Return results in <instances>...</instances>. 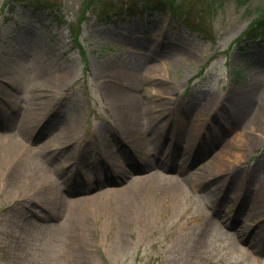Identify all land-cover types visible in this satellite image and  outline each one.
I'll return each instance as SVG.
<instances>
[{
  "label": "rangeland",
  "instance_id": "1",
  "mask_svg": "<svg viewBox=\"0 0 264 264\" xmlns=\"http://www.w3.org/2000/svg\"><path fill=\"white\" fill-rule=\"evenodd\" d=\"M27 1L0 0V264H264V43L236 42L264 0Z\"/></svg>",
  "mask_w": 264,
  "mask_h": 264
},
{
  "label": "trees",
  "instance_id": "2",
  "mask_svg": "<svg viewBox=\"0 0 264 264\" xmlns=\"http://www.w3.org/2000/svg\"><path fill=\"white\" fill-rule=\"evenodd\" d=\"M239 2H244L245 0H238ZM29 4H33L37 9L40 7L49 6L45 0H29L27 1ZM188 0H124L123 3L119 2L121 5L120 8H115L116 5L113 3V7L102 6V8L98 9L99 15H107L108 10H115V13H118L122 10V8L126 12H144L151 10H168L171 15L176 17L184 15V18H187L189 15L188 8L186 7V3ZM263 42L264 43V10H260L255 18H253L247 27L241 32V34L237 37L236 42L238 46H242L246 42ZM248 45V44H247ZM244 48V45H243Z\"/></svg>",
  "mask_w": 264,
  "mask_h": 264
},
{
  "label": "bare ground",
  "instance_id": "3",
  "mask_svg": "<svg viewBox=\"0 0 264 264\" xmlns=\"http://www.w3.org/2000/svg\"><path fill=\"white\" fill-rule=\"evenodd\" d=\"M115 74H122L119 70H114L113 71ZM120 72V73H119ZM14 148V146H12V149ZM113 160V159H112ZM111 159H110V161H112Z\"/></svg>",
  "mask_w": 264,
  "mask_h": 264
}]
</instances>
